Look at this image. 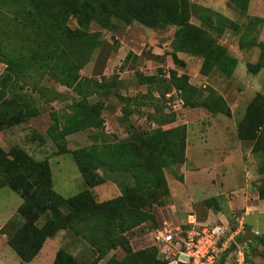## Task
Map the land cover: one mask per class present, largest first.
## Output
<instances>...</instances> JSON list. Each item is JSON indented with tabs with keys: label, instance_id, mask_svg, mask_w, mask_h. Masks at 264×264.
Returning <instances> with one entry per match:
<instances>
[{
	"label": "trees",
	"instance_id": "16d2710c",
	"mask_svg": "<svg viewBox=\"0 0 264 264\" xmlns=\"http://www.w3.org/2000/svg\"><path fill=\"white\" fill-rule=\"evenodd\" d=\"M227 1L243 16L247 15L251 0ZM4 6L16 13L14 18L21 26L17 32L20 39L14 37L16 46L11 47L10 43L6 50L0 44V63L6 66L0 77V95L11 87L9 99L0 97V130L21 125L41 113L33 106L35 101L16 92L17 82H25L31 71L71 89L78 97L63 118L52 113L53 123L47 136L56 146L57 155L71 154L87 186L76 196L65 198L54 189L49 160H36L19 146L10 152L0 147V189L8 188L22 199L17 211L21 224L11 222L9 231L1 229L8 237V245L23 262L30 263L47 240L67 231L86 243L96 257L83 260L60 248L53 264H101L117 249H122L125 256L118 259L113 255L104 264H168L160 258L156 246L134 251L127 234L155 221L153 210L169 202L171 190L165 171L186 163L187 127L164 129L175 123L176 117L164 115L154 106L155 111L149 117L158 124L156 129L142 131L130 126L126 139L109 140L104 133V103L91 101V97L98 93L96 88L110 94L115 81L98 84L82 79L81 71L93 53L103 46L102 30L113 31L117 23L126 26L138 23L148 29L175 28L170 55L175 65L185 66L179 53L199 57L202 59L200 73L206 78L213 71L227 78L235 73L238 59L217 38L226 31H234L241 36V48L261 50L258 61L248 66L249 73L256 75L264 70V42L257 40L264 18L252 17L247 24L240 25L191 0H0V18ZM195 15L201 25L192 22ZM71 19L76 21V28L69 26ZM94 23L100 30H92ZM138 80L152 87L159 83L160 76L138 75ZM166 82L168 90L180 92L186 108H205L215 115H232L222 95L213 89L203 91L192 85L189 75L171 69ZM158 90L162 96L166 95L159 87ZM152 94L150 91V98ZM60 97L57 94V99ZM120 100L124 119L129 120L133 115L131 104L136 99L120 97ZM90 130L96 132L94 139H101L100 143L74 151L68 149L69 135ZM237 132L241 140L252 143L253 154L264 156V94L259 93L251 100ZM34 140L44 141L39 137ZM109 181L120 186V196L96 201L93 190ZM258 193L264 202V184L259 186ZM205 204L213 213L223 210L215 197ZM237 248L233 242L229 252ZM244 254L249 260V253L244 251Z\"/></svg>",
	"mask_w": 264,
	"mask_h": 264
},
{
	"label": "rangeland",
	"instance_id": "374dc122",
	"mask_svg": "<svg viewBox=\"0 0 264 264\" xmlns=\"http://www.w3.org/2000/svg\"><path fill=\"white\" fill-rule=\"evenodd\" d=\"M191 1L213 9L240 25L247 24L252 17L264 18V0H251L246 16L227 0ZM2 9L4 14L0 18V44L7 50L10 43L11 47L17 45L14 37L20 39L17 32L21 23L15 20L16 13L10 7L4 6ZM192 22L201 25L197 15L192 18ZM68 24L71 28L77 27L74 19ZM92 30L98 31L100 27L94 23ZM174 33L173 27L160 30L148 29L138 23L130 26L117 23L113 31L102 30L103 46L93 53L81 71L82 79L98 84L115 81V87L109 89L110 94L106 95L105 89L95 87L98 93L91 97V101L104 103V133L109 140L126 139L130 126L142 131L156 129L158 124L149 117L155 111L154 106L164 115L174 114L176 117L175 123L164 126V129L185 125L188 130L186 163L165 171L171 190L169 202L153 210L155 221L130 231L127 237L133 250L138 251L153 246V233L163 227L165 222L173 226L185 224L189 216H196L200 222L209 224L228 221L229 227L236 230L239 219L244 222V231L236 237L246 231H253L259 237L242 245L243 251L249 253L246 264H264V207L253 203L250 206H257L247 212L248 204L244 203L246 197L254 199L259 186L264 184V156L253 154L252 143L241 140L237 132L238 124L251 100L259 93L264 94V70L256 75L248 71V66L258 61L261 50L258 47L241 48V36L234 31H226L217 38L238 59V67L232 77L227 78L213 71L210 78H206L200 73L202 59L199 57L179 53L185 66L175 65L170 56ZM257 40L264 42V24L258 28ZM5 67L0 63V77ZM171 69L189 75L191 84L203 91L213 89L222 95L232 115H215L205 108H186L180 92L167 89L166 81ZM138 75H158L160 81L148 87L139 82ZM16 87L19 95L36 102H33V106L38 107L41 113L21 125L0 130V147L10 152L13 147L19 146L36 160H49L54 189L65 198L86 190L87 186L71 154L57 155L56 146L47 136L53 123L52 113L63 118L69 112V105L78 97L76 93L54 79L39 77V74L32 71L25 82H17ZM158 87L166 92L165 96L158 92ZM10 89H5L0 97L9 99ZM150 91L154 93L153 98H150ZM57 94L61 95L59 99ZM120 97L136 99L131 104L133 115L129 120L124 119ZM95 133L90 130L69 135L68 149L74 151L100 143L101 139H94ZM34 137L43 138V143L34 140ZM93 194L98 202L108 201L120 196L121 188L109 181L95 188ZM214 197L219 199L223 210L213 213L209 218L211 210L205 202ZM21 204L22 199L18 194L8 188L0 189V229L9 231L8 225L11 222L21 224L22 219L17 212ZM0 235V245L5 246L1 231ZM60 248L67 249L83 260L96 257L86 243L67 231L48 240L42 252L30 263L23 262L10 246L7 257L10 264H53ZM113 255L122 259L125 252L122 249L114 250L101 264Z\"/></svg>",
	"mask_w": 264,
	"mask_h": 264
},
{
	"label": "built area",
	"instance_id": "2783aa9c",
	"mask_svg": "<svg viewBox=\"0 0 264 264\" xmlns=\"http://www.w3.org/2000/svg\"><path fill=\"white\" fill-rule=\"evenodd\" d=\"M242 231L244 222L239 219L237 229L232 231L228 221L209 224L189 216L185 224L173 226L165 222L153 233V246L168 264H246L241 246L229 252Z\"/></svg>",
	"mask_w": 264,
	"mask_h": 264
},
{
	"label": "crops",
	"instance_id": "0c3cea01",
	"mask_svg": "<svg viewBox=\"0 0 264 264\" xmlns=\"http://www.w3.org/2000/svg\"><path fill=\"white\" fill-rule=\"evenodd\" d=\"M244 203L245 204H248V207H247V212L249 211V210H252V209H255L254 207H256L257 205H260V206H263L264 207V202L262 201V200H260V198H259V193L257 192V196L254 198V199H252V197L250 198V197H246L245 198V201H244ZM257 204V205H251L250 206V204ZM19 208V207H18ZM18 210V209H17ZM247 212H246V214H247ZM212 214H213V212H211L210 214H209V218L212 216ZM20 222H22V221H20ZM202 223H204V222H202ZM0 231H1V229H0ZM1 236V235H0ZM2 238H3V240L6 242V244H5V246H1L0 245V264H10V260H9V258L7 257V254H8V237L6 236V235H2ZM49 240H51V239H49ZM48 241V240H47ZM47 243V242H46ZM45 243V244H46ZM45 246V245H44ZM44 248V247H43ZM12 249V248H11ZM43 250V249H42ZM42 250H41V252H42ZM40 252V253H41ZM57 253V252H56ZM56 256V255H55ZM38 257V256H37ZM36 257V258H37ZM35 258V259H36ZM34 259V260H35ZM55 259V258H54ZM54 262V261H53Z\"/></svg>",
	"mask_w": 264,
	"mask_h": 264
},
{
	"label": "water",
	"instance_id": "95a60500",
	"mask_svg": "<svg viewBox=\"0 0 264 264\" xmlns=\"http://www.w3.org/2000/svg\"><path fill=\"white\" fill-rule=\"evenodd\" d=\"M256 237H257V234L255 232L246 231V232L242 233L241 235H239L238 237H236L235 243L238 246H242V245L246 244L247 242L254 240Z\"/></svg>",
	"mask_w": 264,
	"mask_h": 264
}]
</instances>
